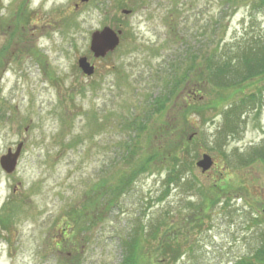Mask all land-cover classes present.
<instances>
[{"label":"rangeland","instance_id":"1","mask_svg":"<svg viewBox=\"0 0 264 264\" xmlns=\"http://www.w3.org/2000/svg\"><path fill=\"white\" fill-rule=\"evenodd\" d=\"M234 5L0 0V155L22 142L14 171L0 167V264H122L135 225L153 230L140 240L139 264H169L157 256L165 238L180 245L175 264H229L255 247L264 232V65L228 85L244 63L222 75L221 58L203 59L215 41L228 50L264 35V7L251 16L247 1ZM104 26L121 30L119 43L95 58L91 33ZM174 58L187 77L172 92ZM246 95L257 102L226 120L224 108ZM132 131L127 164L119 156ZM205 152L214 164L202 172L195 162ZM172 154L191 167L167 186Z\"/></svg>","mask_w":264,"mask_h":264},{"label":"trees","instance_id":"2","mask_svg":"<svg viewBox=\"0 0 264 264\" xmlns=\"http://www.w3.org/2000/svg\"><path fill=\"white\" fill-rule=\"evenodd\" d=\"M221 1V5L228 4L231 5L232 7L235 8V3H237V1L239 0H220ZM224 1V3H222ZM240 1H247V3L250 4V8H251V16L253 13L255 12H259L260 9H262L264 7V0H240ZM214 34L212 35V39H214ZM252 40H248L247 43L246 42H241V41H235V48H232L230 46V49L226 50V48H224L223 45L216 43V41L213 43V51L212 53H210L209 51L207 52V56H204V62H206V64H208L214 55H216V57H218L219 59L221 58L222 61L224 62L226 65L223 68V72H221L220 74L224 75L227 74V72L231 71L232 64L235 63H244L245 65V69L244 72L240 73L239 77L236 76L235 78H232L231 76H229L227 74L226 76V84L228 85H235L237 83L242 82L243 80H245L246 78L252 77L258 73H261V66L264 65V35H254V37L251 38ZM245 41V40H243ZM241 43H246V44H241ZM212 46V45H211ZM226 50V51H225ZM222 56V57H221ZM192 58V57H190ZM194 58V57H193ZM195 59V58H194ZM182 59L179 58H174L172 60V62L168 65V69H169V75L174 78V84L173 86L175 87L173 91H176L177 86L181 80L186 79L187 75L186 73L179 75V70H180V65H182L181 63ZM194 63V62H193ZM258 66V67H257ZM211 71H212V66H208ZM191 69H186L185 71L189 72ZM218 71V70H217ZM173 72V75H171V73ZM218 73V72H217ZM166 87H164L165 89ZM162 90L160 94H165V97H167L168 95H170L169 92H165V90ZM250 97V94L248 95ZM247 97V95H246ZM247 97V99L241 97V101H238V99L236 100H232L233 102L230 103L229 107H225L223 110V114H226L225 119L227 120V114H233L236 113V109L239 107L238 104H242L244 105H249V104H253V102H257V99L252 97L249 98ZM159 99V98H158ZM240 99V98H239ZM142 118H134L133 120L129 121V127H132V129L135 127L136 130L138 129L139 125L138 122L141 124L142 122ZM141 130V129H139ZM236 129L232 128L231 131H235ZM130 139L127 140L125 142V146L123 147L124 153L122 155L119 156V158L122 160V162L124 163H132L133 162V158H132V149L135 147V135H134V131L131 132V135H129ZM171 145V144H170ZM173 145V144H172ZM157 150V149H156ZM156 150H154V152H156ZM153 154V152H152ZM155 157V156H154ZM167 157V154L166 156ZM158 158H149L147 160V163L149 165H146V168L144 169H148L149 171L153 168H151V165H155L156 161ZM145 163V162H144ZM143 163V164H144ZM133 167V166H132ZM132 167H130V169H125L124 173H123V179L125 178L124 175L126 174L127 170L131 171L132 173H134L135 169H136V165H134V169H132ZM165 167H167V179L164 181L168 186V183H178V181H182L185 179V177L187 176V173H185L188 169V167H191V162L188 164L186 161H182L181 158H179L177 155H171V158L168 161V164L165 165ZM143 169V168H142ZM126 181H122V187L123 184H125ZM127 184V183H126ZM191 187V186H190ZM122 193V192H120ZM173 223V222H172ZM170 223V225L172 224ZM165 224V222H164ZM254 224V222H253ZM141 225H144L141 223ZM134 227V228H133ZM136 227V228H135ZM150 227V225H149ZM166 228H170L165 227ZM141 230V231H140ZM144 227L139 226L137 228V226H131L129 229L128 234H124L123 237V241H122V249L124 251V256L123 257V262L122 264H139L137 258V251L138 248L141 247L140 246V240L147 239L150 234H152L151 227L150 229L143 231ZM165 230H162V233H164ZM160 232V229H156V234ZM261 232V237H257L256 240V245L255 247L249 251L248 253H246L247 255H243L238 257L236 260H234L233 262H230L229 264H264V232ZM143 235V237H142ZM135 236H137V240H135ZM170 237V236H167ZM142 238V239H141ZM170 240H172L171 238H165V241H163V243L167 242L165 245V247L162 248V251L159 252V254L157 256H159L158 258H161L164 260L165 263H169V264H175L177 262V260L180 258L181 251L179 249L180 245L178 244V246L176 245V243L173 242L174 245H176L178 248L174 249V247H172V242H169ZM164 245V244H163ZM134 249V255H132V250ZM158 258L156 260H158ZM166 258V260H165Z\"/></svg>","mask_w":264,"mask_h":264},{"label":"water","instance_id":"3","mask_svg":"<svg viewBox=\"0 0 264 264\" xmlns=\"http://www.w3.org/2000/svg\"><path fill=\"white\" fill-rule=\"evenodd\" d=\"M86 1V0H82ZM124 13H128L129 10L124 9ZM121 30H114L109 26H104L101 29L94 30L91 33L90 38V50L94 57H104L107 53L114 50V48L119 43V35ZM78 66L81 71L86 75H91L94 72V65L91 64L85 56H80L77 60ZM22 148V142H19L14 151L10 148L7 152L0 156V167L6 173H11L16 168L17 160ZM213 164L212 157L203 153L201 158L196 161V166H198L202 172L209 169Z\"/></svg>","mask_w":264,"mask_h":264}]
</instances>
